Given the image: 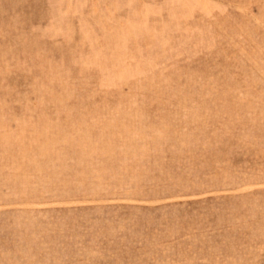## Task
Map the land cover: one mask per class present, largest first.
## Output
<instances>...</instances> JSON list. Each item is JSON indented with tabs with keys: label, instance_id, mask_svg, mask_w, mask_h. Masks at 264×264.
<instances>
[{
	"label": "rangeland",
	"instance_id": "obj_1",
	"mask_svg": "<svg viewBox=\"0 0 264 264\" xmlns=\"http://www.w3.org/2000/svg\"><path fill=\"white\" fill-rule=\"evenodd\" d=\"M0 264H264V0H0Z\"/></svg>",
	"mask_w": 264,
	"mask_h": 264
}]
</instances>
